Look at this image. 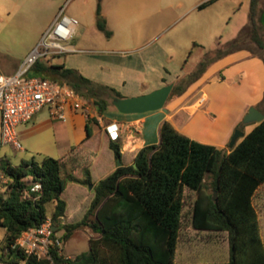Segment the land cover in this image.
I'll use <instances>...</instances> for the list:
<instances>
[{
    "label": "trees",
    "instance_id": "16d2710c",
    "mask_svg": "<svg viewBox=\"0 0 264 264\" xmlns=\"http://www.w3.org/2000/svg\"><path fill=\"white\" fill-rule=\"evenodd\" d=\"M214 1L202 3L199 9ZM259 2L250 0L249 24L239 36L207 52L197 69L174 87L172 96L183 94L218 59L246 50L248 39L264 51L256 19ZM101 5L102 0H98V15ZM259 22L264 25V10ZM97 27L108 38L112 36L103 17ZM29 76L50 77L68 84L93 102L101 114L113 105L103 97L124 98L114 88L96 83L76 69L51 64V60L39 61ZM94 121L88 119V138L92 136L89 125ZM160 138V144L141 149L133 164H122L98 183H94L90 168H84L82 177H77L74 166L67 169L63 159L33 157L13 165L0 158V175L7 178L0 191V226L6 230L5 242L0 246L2 264H51V260L27 254L17 245L23 232L39 227L48 217L58 227L56 232L63 231L60 239L64 244L82 227L99 235L89 240V251L75 258H66L59 247L52 248L55 263L178 264L186 190L196 193L193 228L228 233L230 257L222 264H264V242L253 202L257 189L264 184V120L229 150L198 142L169 121L163 123ZM110 147L116 159L122 161L118 144L112 141ZM207 175L212 177L209 185L205 182ZM71 183L87 188L94 185V197L81 220L63 223L61 218L68 208L63 194ZM36 185L41 188L36 189ZM49 203L54 205L51 216Z\"/></svg>",
    "mask_w": 264,
    "mask_h": 264
},
{
    "label": "crops",
    "instance_id": "0c3cea01",
    "mask_svg": "<svg viewBox=\"0 0 264 264\" xmlns=\"http://www.w3.org/2000/svg\"><path fill=\"white\" fill-rule=\"evenodd\" d=\"M102 5L105 6V0H102ZM182 5L178 3V6ZM92 15L91 8L89 12H80L84 21L78 19L77 32L82 25L83 39L74 43V37L67 44L68 48L86 53L84 62L76 69L85 77L112 87L127 98L150 93L187 74L182 73L183 68L179 67L182 61L177 59L173 44L167 41L153 43L155 34L137 40L131 32L121 43L101 39L91 43L85 39V34L88 30L97 29V24L91 25ZM104 17L108 29L113 31L110 18L106 13ZM124 31L129 32L126 28ZM34 46L35 43L26 51L25 57ZM206 53L204 50L197 65ZM171 98L164 108L144 114H123L114 105L101 114L93 106L92 118L96 121L89 125L92 130L90 138L87 137L88 119L82 112L67 110L66 119L59 120L53 118L48 109L43 110L33 122L18 127L20 150L1 144L0 119V158H6L13 165L30 160L23 159V155L38 160L43 157L63 159L74 164L73 173L77 177H82L84 168H90L94 183H98L119 167L110 147L112 141L121 150L122 164L131 165L141 149L160 144L161 127L165 121L198 142L229 150L236 129L240 128L245 135L249 133L243 122L249 109L258 106V110L264 113V60L247 50L231 53L212 63L183 94ZM110 125L117 126L118 131L108 133ZM10 149L18 153L15 163L10 159ZM3 190L0 187V191ZM93 197L94 193L87 187L69 184L63 194L68 203L65 222L81 220ZM53 210L54 205L50 216Z\"/></svg>",
    "mask_w": 264,
    "mask_h": 264
},
{
    "label": "rangeland",
    "instance_id": "374dc122",
    "mask_svg": "<svg viewBox=\"0 0 264 264\" xmlns=\"http://www.w3.org/2000/svg\"><path fill=\"white\" fill-rule=\"evenodd\" d=\"M207 1L209 0H163V2L162 0H105V6L101 5V14L98 15V0H0V73L12 75L19 69L26 51L34 43V48L39 44L56 21L54 20L56 15L58 16L61 8L66 6L65 14L80 18L82 22L84 20L81 19L80 12H89L91 8L93 13L91 25L97 24L101 17L105 19V13L110 18L114 27L113 31L109 29L112 36L108 38L97 27L88 30L85 34V39H89L91 43L96 39L121 43L131 32L137 40L155 34L153 43L171 42L178 56L177 59L182 61L181 64L178 62L179 67L183 68L182 73H187L171 82L176 86L197 69L199 65L196 64L197 60L204 50L210 53L216 51L237 38L243 27L249 24L250 0H216L206 8L199 9V6ZM179 2L183 5L178 6ZM263 10L264 0H260L256 19L261 27L259 37L264 40V25L259 22ZM125 28L128 33L124 31ZM81 30L82 25L74 36L76 38L74 43L83 39ZM69 42L64 44L67 45ZM198 44L202 46L198 47ZM245 47L253 55L264 57V51L253 39H248ZM75 52L56 55L51 58V62L54 65L77 69L78 65L84 62L86 53ZM46 61L45 58L41 59V62ZM174 71L178 70L174 68ZM171 97L173 96L171 95L169 100L172 99ZM103 98L112 103L110 98L106 96ZM262 108L264 109V104ZM254 126V123L246 124L245 130L250 132ZM10 151V159L15 163L17 161L15 156L18 153L13 149ZM26 158L31 159L23 155V159ZM73 165L67 164V169L70 170ZM211 180L212 177L207 175L206 184L209 185ZM0 187H3V183H0ZM88 190L93 192V189L88 188ZM195 198V192L186 190L176 262L178 264L226 263L230 257L228 233L198 231L192 226L191 217ZM253 202L258 212L264 242V184L257 189ZM47 208L48 213H51L53 204L49 203ZM62 235L63 231L57 234L58 237ZM97 237L99 235L90 228L82 227L62 245L61 253L66 258H75L89 251V240ZM5 238L6 230L0 226V246L5 242Z\"/></svg>",
    "mask_w": 264,
    "mask_h": 264
},
{
    "label": "built area",
    "instance_id": "2783aa9c",
    "mask_svg": "<svg viewBox=\"0 0 264 264\" xmlns=\"http://www.w3.org/2000/svg\"><path fill=\"white\" fill-rule=\"evenodd\" d=\"M65 11L66 6L61 8L52 27L27 54L15 74L0 73L1 144L4 146L22 149L17 134L18 127L33 122L36 115L45 109L59 120L66 119L67 110L82 112L87 119L93 117V102L83 98L68 84L50 77L29 76V72L42 58L51 60L56 55L75 51L64 43L73 40L80 22L76 17L66 15ZM116 131L118 128L115 125L107 127L110 134ZM6 182L7 178L1 174L0 183ZM40 188L41 185H36V189ZM61 221L65 223V218L62 217ZM57 229L52 218L48 217L39 227L23 232L17 245L27 254L51 260V264H66L52 261L51 249L61 248L64 244L57 236Z\"/></svg>",
    "mask_w": 264,
    "mask_h": 264
},
{
    "label": "water",
    "instance_id": "95a60500",
    "mask_svg": "<svg viewBox=\"0 0 264 264\" xmlns=\"http://www.w3.org/2000/svg\"><path fill=\"white\" fill-rule=\"evenodd\" d=\"M174 86L175 84L171 83L141 96L114 98L112 102L117 110L123 114H144L147 112L157 111L164 108L173 92ZM263 120L264 113L255 107H251L243 122L251 124L260 123ZM244 136L245 133L240 128L236 129L234 135L232 136L230 147H234L238 140ZM118 165L119 167L122 166V162L118 161ZM134 166L137 167L136 165ZM89 188L92 190L94 185H91Z\"/></svg>",
    "mask_w": 264,
    "mask_h": 264
}]
</instances>
